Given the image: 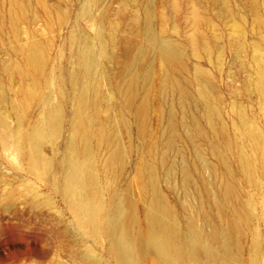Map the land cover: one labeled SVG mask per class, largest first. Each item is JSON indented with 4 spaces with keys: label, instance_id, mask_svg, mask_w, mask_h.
<instances>
[{
    "label": "bare ground",
    "instance_id": "obj_1",
    "mask_svg": "<svg viewBox=\"0 0 264 264\" xmlns=\"http://www.w3.org/2000/svg\"><path fill=\"white\" fill-rule=\"evenodd\" d=\"M19 2L13 0L15 10L21 7ZM173 3L179 9L178 1ZM212 4L221 8L223 14L234 15L228 0H213ZM153 7L154 0H146L142 17L134 19L137 39L123 47L126 60L121 63L117 59L120 73L115 78L109 75L107 66L110 39L107 41L101 27L92 36L95 41L91 35L79 37L73 52L75 66L67 69V74L49 69L38 38H32L27 46L21 44L31 71L30 75L19 67L14 71L24 82L18 102L13 100L10 104L19 125L15 130L0 128V139L4 144L11 139L17 154L26 156L31 173L50 181L86 235L95 242L107 240L106 249L118 264H144L147 260L151 264H246L247 253L248 264H264L257 226H249L247 253L242 244V237L247 235L244 225L254 221V200L241 196L234 180L219 181L218 170L205 153V149L209 150L233 177L228 158L213 138L223 137L229 146L224 127L218 125L221 113L214 97L212 100L213 88L203 78L204 69L196 65L199 88L192 92L193 81L183 78L187 51L173 38L162 35L166 30L163 25L156 28ZM84 9L90 17V7L85 5ZM11 13L17 25L19 17L14 11ZM186 18L193 30L188 39L193 55L197 56L199 45L209 55L211 49L199 28L211 26V20L203 15L195 0L189 1ZM235 20L233 26L241 29ZM17 38L20 40L19 33ZM72 40H76V35H72ZM152 57L160 61L158 73ZM259 63V90L264 99V64ZM37 75L41 78L37 79ZM105 85H113L114 91L109 97L112 108L103 118ZM1 87L0 81V104L8 98ZM156 95L164 100L172 98L168 101L163 130L151 127L152 118L161 121L164 112L155 104ZM115 97L119 102L113 103ZM33 104L40 109V115L32 128L25 131L19 111L23 107L27 111ZM191 105L203 108L208 130L198 116L189 114ZM120 125L126 131L134 129L144 142L142 152L132 163L133 176L124 183L126 168L131 163L128 153L133 148L122 141ZM1 126L4 122L0 118ZM256 135L255 129L249 127L248 136ZM183 136L191 142L198 161L194 172L184 158L181 165L178 163L177 172L172 159L174 151L183 156L179 142ZM195 136L201 137L202 142ZM259 139L258 144L262 137ZM48 142L56 150L54 155L44 150ZM238 154L247 178L257 185L250 158L243 149ZM56 166L58 176L54 174ZM161 170L168 186L180 194L181 215L161 189ZM207 171L211 179L206 177ZM136 188L139 191L135 192ZM86 256L93 263L98 261L92 252Z\"/></svg>",
    "mask_w": 264,
    "mask_h": 264
},
{
    "label": "rangeland",
    "instance_id": "obj_2",
    "mask_svg": "<svg viewBox=\"0 0 264 264\" xmlns=\"http://www.w3.org/2000/svg\"><path fill=\"white\" fill-rule=\"evenodd\" d=\"M177 1L179 9H175L174 0H154V24L158 29L163 25L166 30L162 35L173 38L186 49L187 67L183 78L193 81L190 86L192 92H197L199 88L195 80L196 65L204 69L203 78L213 88L212 100L214 97V102L218 104L221 113V122H217L224 127L229 146L224 143L223 137L213 138L228 158L233 177L226 173L224 165L209 150L205 149V153L215 164L219 181L234 180L239 193H242L240 195L254 200L256 204L254 221L252 225H244L247 235L242 237V244L245 245L247 253L250 245V237L249 240L247 237L250 235L249 226H257L261 233L264 259V99L259 90L261 79L259 62L264 64V0H256L255 3H252V0H228L234 11V15L231 16L223 14L221 8L214 6L213 0H195L203 15L212 22L211 26L202 25L199 28L206 45L211 49L210 53L208 55L205 47L199 45L197 56L193 55L188 44L193 31L186 18L190 0ZM18 2L22 8L15 10L13 0H0V81L1 91L8 96L5 103L0 104V118L4 122V126L0 128L3 131L9 127L15 130L19 125L18 116L11 111L10 104L13 100L18 102L24 82L20 76L14 74V71L17 67L23 72L31 71L21 44L27 46L32 38H38L49 69L59 74H67L75 66L73 52L78 46L76 42L79 41V37L82 34L94 37L97 29L101 27L107 41L110 39L107 66L110 69L109 75L115 78L120 73L117 59L121 63L126 60L123 47L137 39L133 22L137 17H142L146 0H18ZM85 5L90 7V17L85 12ZM13 11L19 17L17 25L12 18ZM235 19L241 29L236 30L233 26L232 20ZM141 27L144 28L143 22ZM18 33L20 40L17 38ZM72 35H76V40H72ZM93 37L92 40L95 41ZM253 57H256V60H253ZM152 62L158 73L161 69L158 57H152ZM36 77L41 78L38 75ZM112 88L113 85L104 86L106 98L102 102L103 118L107 117L112 108L109 100L114 91ZM155 99V104L164 112L161 121H157L155 116L152 118L151 127L163 130L172 98L164 100L156 95ZM117 100L115 97L113 103L119 102ZM67 109H71V105H67ZM19 113L21 125L27 131L40 115V109L33 104L27 111L24 107L21 108ZM193 113L208 130L203 108L191 105L189 114ZM178 116H181V110ZM249 127L255 129L256 137L248 136ZM119 132L126 147L133 148L128 153V160L131 163L126 168L124 183L128 180L130 182L133 176L132 163L137 153L142 152L144 142L134 129L131 132L126 131L120 125ZM181 133L184 135L183 129ZM197 137L195 136L196 140L202 142V138ZM260 137L262 142L258 144ZM8 141L4 144L0 139V264H118L106 249L107 240L95 242L86 235L66 208L61 194L52 188L48 179L32 174L26 156L18 155L13 141L11 139ZM60 141L62 138L58 143ZM179 142L183 156L177 151L172 152L176 171L179 172L178 169L184 159L186 160L184 163L192 171L195 170L198 161L191 142L186 137ZM241 149L251 160L257 185L247 178L238 154ZM44 150L49 155L56 152L49 142L44 145ZM61 151L60 148L59 152ZM57 169L58 166L54 173L56 176L59 175ZM160 173L161 189L173 208L180 215L183 214L180 194L169 187L162 170ZM205 175L211 179L209 171L205 172ZM137 190L139 191L136 188L135 192ZM106 197L108 199V194ZM91 252L98 258L97 262L93 263L87 259V253ZM247 255L248 253L244 257L246 264ZM150 262L147 260L144 264H151Z\"/></svg>",
    "mask_w": 264,
    "mask_h": 264
}]
</instances>
